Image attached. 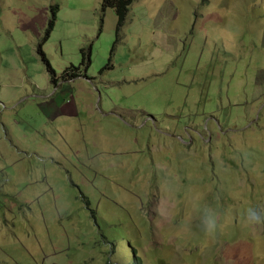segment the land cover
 <instances>
[{
  "label": "rangeland",
  "instance_id": "1",
  "mask_svg": "<svg viewBox=\"0 0 264 264\" xmlns=\"http://www.w3.org/2000/svg\"><path fill=\"white\" fill-rule=\"evenodd\" d=\"M117 11L0 0V264H264V0Z\"/></svg>",
  "mask_w": 264,
  "mask_h": 264
},
{
  "label": "trees",
  "instance_id": "2",
  "mask_svg": "<svg viewBox=\"0 0 264 264\" xmlns=\"http://www.w3.org/2000/svg\"><path fill=\"white\" fill-rule=\"evenodd\" d=\"M109 1V3L111 5H113L114 7L117 8V15L120 17V20L123 19L124 17V13L125 11L127 10V8L129 7V5L132 3L133 0H107ZM54 23H55V19L51 20L49 22V28L47 29L48 32H50L54 26ZM119 29H117V38H116V42H118L119 40ZM39 53L42 55L43 57V60L44 62L46 63V66L48 68L49 71H51L52 73L53 72V69L50 65V62L46 59L43 51H42V47L39 48ZM82 53H83V61L81 62L80 66L78 67H74L73 65L68 67L67 69H65V71L62 73V79L64 78V80H67V78H69L70 76H75L76 75V70H80L82 68H84V71L87 70V64L90 65L91 64V61L90 59L86 56V53H85V49L83 48L82 49ZM89 61V62H88ZM72 72V73H71ZM85 76V75H84ZM89 203V202H88ZM94 212V211H93ZM95 214V213H94ZM94 218H97V216L95 215ZM97 220V219H96ZM124 221H120L118 224H122ZM113 230H120L119 227L115 226L113 228ZM124 230V229H123ZM122 230V231H123ZM121 231V232H122ZM119 232V233H121ZM109 231L108 232H104L102 235L104 238H107L109 239L110 236H109ZM122 242L125 241V243L127 245H131V249H132V252H131V259L133 261V264H143V262L141 261L140 257L136 255V249L134 250V243L132 241V239L128 236V235H124V237L122 238L121 240ZM136 255V256H135Z\"/></svg>",
  "mask_w": 264,
  "mask_h": 264
},
{
  "label": "clouds",
  "instance_id": "3",
  "mask_svg": "<svg viewBox=\"0 0 264 264\" xmlns=\"http://www.w3.org/2000/svg\"><path fill=\"white\" fill-rule=\"evenodd\" d=\"M54 75H56V73ZM50 79H52V75H50ZM61 79H62V77H61ZM245 215H246L247 220H249V221H259L261 219L260 213H258V211L254 208H248L246 210ZM201 223H202V226L206 230H211L215 225L213 214L210 211L205 210L201 216Z\"/></svg>",
  "mask_w": 264,
  "mask_h": 264
},
{
  "label": "crops",
  "instance_id": "4",
  "mask_svg": "<svg viewBox=\"0 0 264 264\" xmlns=\"http://www.w3.org/2000/svg\"><path fill=\"white\" fill-rule=\"evenodd\" d=\"M46 95H42L41 97H45ZM50 102V100H47V103H49ZM43 109H45L44 107H42ZM49 109L51 110V109H53V110H57V111H60L61 109H60V107L57 105V103L56 102H54V104H51V105H49ZM65 114H68L67 113V111L66 112H64Z\"/></svg>",
  "mask_w": 264,
  "mask_h": 264
},
{
  "label": "flooded vegetation",
  "instance_id": "5",
  "mask_svg": "<svg viewBox=\"0 0 264 264\" xmlns=\"http://www.w3.org/2000/svg\"><path fill=\"white\" fill-rule=\"evenodd\" d=\"M256 120H257V119H256V117H255V118H253V120H252V121H250L249 125H250V124H254V122H256ZM221 132H225V130H224V129H222V130H221Z\"/></svg>",
  "mask_w": 264,
  "mask_h": 264
}]
</instances>
